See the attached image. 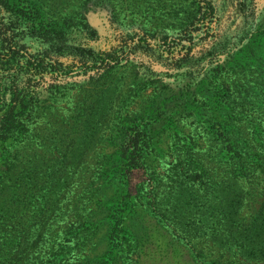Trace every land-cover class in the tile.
Returning <instances> with one entry per match:
<instances>
[{"label": "trees", "instance_id": "trees-1", "mask_svg": "<svg viewBox=\"0 0 264 264\" xmlns=\"http://www.w3.org/2000/svg\"><path fill=\"white\" fill-rule=\"evenodd\" d=\"M172 1H136L131 32L122 33L115 0H79L77 9L51 14L42 0H0V253L7 264H133L134 254L152 252L156 236L163 246L152 249L165 251L164 260L142 264H196L183 254L187 235L220 245L231 239L248 256L264 255V203L240 217L241 194L232 186L264 174V0ZM154 2L175 11L167 32L137 25L134 14L157 12ZM127 73L132 92L153 90L136 110L127 106L134 93L122 103L103 97ZM86 85L93 96L81 99L62 132L84 146L100 119L112 148L96 154L100 165L80 194L56 200L46 229L48 201L37 195L46 181L33 177L42 168L18 169L19 153L40 138L35 119L45 102ZM186 117L192 129L184 128ZM55 135L58 129L41 139L70 159L73 149ZM137 169L152 180L132 193ZM24 170L28 180L19 176ZM21 185L22 196L10 194Z\"/></svg>", "mask_w": 264, "mask_h": 264}, {"label": "rangeland", "instance_id": "rangeland-1", "mask_svg": "<svg viewBox=\"0 0 264 264\" xmlns=\"http://www.w3.org/2000/svg\"><path fill=\"white\" fill-rule=\"evenodd\" d=\"M26 1L27 3H31V0ZM42 1L43 8L49 9L47 12L50 14L54 11H56V13H69L74 9H77L76 7L79 4V0ZM115 1H117L116 14L120 32L130 33L131 31L129 25L132 24L131 17L134 13V5H136V1L138 0ZM165 1L167 4V0ZM168 1V6H170V4L172 5L173 1ZM156 3L157 2H154V7L157 8V12H151L149 15L145 14L144 16L135 12L136 14H134V16L141 21V23L137 22V25L145 27V29L148 30L146 32H153L157 29L167 32L168 29H172V25L177 23V19H175L173 15L175 14V11L168 12V6H166V4L163 6L161 2H159V4ZM138 8L139 7H136L135 10ZM119 76L120 74L117 75V77ZM130 77L131 76L127 73L126 77L123 78L122 83H120L117 79L118 84L115 79L114 83L106 86L107 90H105L103 97H121L120 100H118H122V103L123 101L127 102V97H130V93H134L137 98V100H135L136 103H132L131 106L130 104H121V106L122 108H127V105L129 106V109L136 110L141 104V98L146 97L149 93L151 94L153 90L151 88L132 92L133 83L131 82L132 80ZM244 86L245 85H243V87ZM91 91L92 85L81 87L69 86V88L63 89L60 93L58 92L51 96L50 101L47 103L45 102L43 108L41 109V113L43 114L38 117L39 120L35 119L36 127L40 130V138L34 141L32 149L24 151V148H22L21 151L23 153H19L18 169L27 167L34 163H38V165L42 168L40 171L36 168V172L33 177L44 176V180L46 181L43 186H40L42 188L40 189V192L45 193L46 196H42V193H37L39 198H41V201H48L46 203L47 210L45 212V216H47V220H45L46 229L53 226L52 216L55 211L54 205L56 204V200L64 202L67 198L71 199L72 196L77 193L78 189L81 188L79 190L80 194V192L86 188L87 184L89 185L91 180L94 179L96 175L95 172L100 165L99 163H96V154L100 152H108L112 148L107 141H103V139L107 137L106 131L108 128L105 123L98 127L101 121L100 119L93 124L90 138L83 142L84 146H89L88 148L82 149L84 146H80V139L71 141L70 139L72 136L62 132L64 128L67 129L72 125L74 119L77 118V114L81 112L80 108H78L81 99L93 96L94 93H91ZM106 100L107 98H105L102 102L103 110L105 106L107 109L109 108V104L106 103ZM78 101L79 104H77ZM119 103L120 102H118V104ZM98 104L99 102L97 103V107ZM97 107L93 109V111L97 110ZM115 109L116 107L113 108V110ZM184 121L186 125L184 128L192 129L191 118L186 117ZM108 127H110V124H108ZM55 129H58V135L52 136V138H59L61 148L73 149V154L70 155V159L68 157L62 159V155L58 154V152L52 146L50 147L48 143H45L47 140L41 139L42 137H46V139L49 138L50 134H54ZM99 135H102L101 139H98ZM198 144L201 145L200 142ZM161 145L166 148L165 141L162 142ZM58 149L60 148L58 147ZM163 166L164 165L159 166V171H164ZM24 175H26L25 178H23ZM19 176H21L22 179L28 180L26 170L22 171ZM130 177V190L132 193L135 192L136 185L138 186L139 184L140 187H142L143 183V187L147 188L148 184H150L148 182L152 180V178L150 179L141 169L133 170ZM38 181L40 180H37V182ZM15 185H20V183L17 182ZM116 185L117 184L114 183L112 187L114 188ZM93 186H96V184ZM232 186L234 189L239 191L243 202L238 208L237 214L244 219H248L253 216L264 203V174L255 172L249 177L238 179L235 184H232ZM23 188L24 186L22 185L21 187L14 188L11 190L10 194L17 195L19 193V195L22 196L20 193ZM148 221L154 224L152 219H149ZM187 238L191 239V243L185 246L183 254H185L186 258L192 256L196 264H264V255H257V257L248 256L246 255L248 250H244L243 252L238 245H231V239H229L226 244L220 245L211 241L205 235H187ZM180 242L184 243L182 239ZM151 244L152 252L150 254L147 253L146 255L142 250L139 251V254L136 253L133 257H131L133 264H142L144 259H158L161 262L164 260L163 257L166 255L165 251L162 254H156L154 252L155 250L152 249L154 245H159V247L163 246V241H161L160 237L156 236ZM86 252H88V249ZM143 253L145 254V257L143 256ZM7 257L8 256L0 253V264H7ZM162 264H164V262Z\"/></svg>", "mask_w": 264, "mask_h": 264}]
</instances>
